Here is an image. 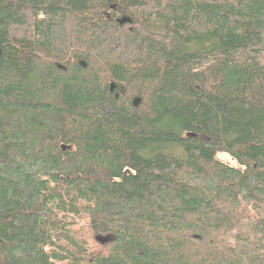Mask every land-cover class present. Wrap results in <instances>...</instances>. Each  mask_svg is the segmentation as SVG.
<instances>
[{"label":"trees","instance_id":"1","mask_svg":"<svg viewBox=\"0 0 264 264\" xmlns=\"http://www.w3.org/2000/svg\"><path fill=\"white\" fill-rule=\"evenodd\" d=\"M0 49V264H264V0H0Z\"/></svg>","mask_w":264,"mask_h":264},{"label":"rangeland","instance_id":"2","mask_svg":"<svg viewBox=\"0 0 264 264\" xmlns=\"http://www.w3.org/2000/svg\"><path fill=\"white\" fill-rule=\"evenodd\" d=\"M219 158L222 160V161H225L227 163H230L232 165H235V161L227 154H220L219 155Z\"/></svg>","mask_w":264,"mask_h":264},{"label":"water","instance_id":"3","mask_svg":"<svg viewBox=\"0 0 264 264\" xmlns=\"http://www.w3.org/2000/svg\"><path fill=\"white\" fill-rule=\"evenodd\" d=\"M0 54H1V49H0ZM110 86H111V87H110V90H112V89H113V84L111 83ZM137 102H138V100H135L134 103L137 104Z\"/></svg>","mask_w":264,"mask_h":264}]
</instances>
